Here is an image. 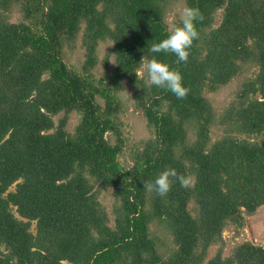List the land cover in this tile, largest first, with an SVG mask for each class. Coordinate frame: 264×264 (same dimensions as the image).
<instances>
[{"label": "trees", "instance_id": "16d2710c", "mask_svg": "<svg viewBox=\"0 0 264 264\" xmlns=\"http://www.w3.org/2000/svg\"><path fill=\"white\" fill-rule=\"evenodd\" d=\"M178 1L0 0V264H264V243L245 240L227 256L223 246L228 222L242 226L264 205V135L235 134H264V0H183L202 13L189 59L155 55L182 73L184 97L134 72L144 54L153 55L148 43L180 22L168 21ZM16 4L23 11L17 22L7 16ZM81 31L86 58L77 67L63 54ZM105 39L113 46L96 75ZM248 64L258 73L218 113L206 90ZM126 86L152 130L128 166L119 158L127 145ZM73 111L81 118L70 132ZM217 124L225 132L212 140ZM166 168L190 177L189 185L172 177L163 195L145 186ZM104 187L113 188L114 226L98 198ZM155 221L173 236L165 256Z\"/></svg>", "mask_w": 264, "mask_h": 264}, {"label": "rangeland", "instance_id": "374dc122", "mask_svg": "<svg viewBox=\"0 0 264 264\" xmlns=\"http://www.w3.org/2000/svg\"><path fill=\"white\" fill-rule=\"evenodd\" d=\"M186 7L183 0H179L177 3L173 5L171 10L168 13V21L170 25H173L174 20L177 18H181V13L183 8ZM7 16L11 21H20L23 17V11L20 5H14L8 12ZM222 16V10L219 9L215 16V25H217ZM82 31L79 34L77 41L72 46H66L64 48V58L72 65L81 67L85 55V47L82 44L81 39ZM113 46V42L109 39L101 40L97 46V55L99 58V62L97 66L94 68V72L96 75H101L105 66L102 63V58L105 56L108 50H110ZM111 66L114 65V58L110 57ZM258 66L255 64H248L244 68L243 72L233 77L229 82L220 85L215 90H206V95L210 98L212 103L214 104L218 113L224 111V109L230 104V102L236 98L237 92L242 86L244 81H247L253 78L258 73ZM144 74V73H143ZM256 96L259 97V94ZM122 101V112L121 118L123 120V128L124 133L127 139V145L124 151L119 155L120 160L126 165H130L132 163V149L136 146L137 142L142 139L149 138L152 136V130L150 129L147 118L143 112V110L136 105V101L132 96V91L129 87H125V89L120 94ZM103 101L102 99H100ZM64 115V112H60L54 116V120L56 124L59 119ZM81 115L73 111L69 115L67 130L70 132H74L76 126L80 121ZM225 132V129L222 125H215L211 130L212 140H215L222 136ZM235 134L240 135L241 137H248L253 140L260 141L263 138L264 134H252L247 135L240 132H235ZM191 138L194 139L195 131L192 128L190 131ZM107 138L110 142H115V137L112 133H107ZM15 185L11 187L14 189ZM98 198L102 205L107 209L110 215V224L114 226L115 224V215L113 213V206L115 202V198L113 195L112 187H104L98 193ZM191 206L194 208V203H191ZM152 234L155 236L160 252L165 256L169 253V251L174 247L173 236L169 228L163 222H153L151 225ZM32 231H36L35 222L31 227ZM223 246H224V255L227 256L231 254L232 249L238 243H241L245 240L253 239L255 242L264 243V205L260 206L255 212L247 214V221L244 225L239 226L234 222H228L223 231ZM220 243L213 244L209 249V257L213 256Z\"/></svg>", "mask_w": 264, "mask_h": 264}, {"label": "clouds", "instance_id": "9594fccd", "mask_svg": "<svg viewBox=\"0 0 264 264\" xmlns=\"http://www.w3.org/2000/svg\"><path fill=\"white\" fill-rule=\"evenodd\" d=\"M200 19H202V13L198 7L191 5L184 7L180 22L173 25L164 38L148 43V51L153 55L147 58L145 54L142 56L140 68L134 71L137 77L146 72L144 81L146 85L164 87L177 97H184L189 89L184 83L182 73L178 68L172 67L169 62L155 54L171 52L175 54L177 63L187 61L191 46L199 36L198 21ZM172 177L179 179L182 186H188L190 183V177L178 174L175 169L166 168L154 180L145 181V186L163 195L170 190Z\"/></svg>", "mask_w": 264, "mask_h": 264}]
</instances>
